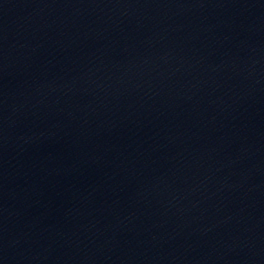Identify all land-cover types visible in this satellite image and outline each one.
<instances>
[{"label": "water", "instance_id": "water-1", "mask_svg": "<svg viewBox=\"0 0 264 264\" xmlns=\"http://www.w3.org/2000/svg\"><path fill=\"white\" fill-rule=\"evenodd\" d=\"M0 264H264V0H0Z\"/></svg>", "mask_w": 264, "mask_h": 264}]
</instances>
